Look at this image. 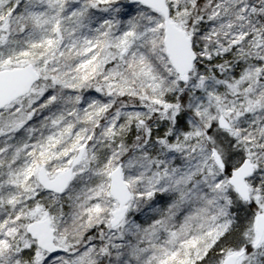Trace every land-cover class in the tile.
Wrapping results in <instances>:
<instances>
[{"label": "snow or ice", "instance_id": "snow-or-ice-1", "mask_svg": "<svg viewBox=\"0 0 264 264\" xmlns=\"http://www.w3.org/2000/svg\"><path fill=\"white\" fill-rule=\"evenodd\" d=\"M0 264H264V0H0Z\"/></svg>", "mask_w": 264, "mask_h": 264}]
</instances>
